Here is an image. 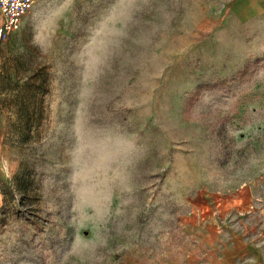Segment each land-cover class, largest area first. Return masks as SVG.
I'll return each mask as SVG.
<instances>
[{
	"label": "rangeland",
	"instance_id": "rangeland-1",
	"mask_svg": "<svg viewBox=\"0 0 264 264\" xmlns=\"http://www.w3.org/2000/svg\"><path fill=\"white\" fill-rule=\"evenodd\" d=\"M237 3L35 0L0 42V264H203L182 216L264 175V13Z\"/></svg>",
	"mask_w": 264,
	"mask_h": 264
},
{
	"label": "crops",
	"instance_id": "crops-1",
	"mask_svg": "<svg viewBox=\"0 0 264 264\" xmlns=\"http://www.w3.org/2000/svg\"><path fill=\"white\" fill-rule=\"evenodd\" d=\"M243 5L246 13L236 12L238 16L264 13V0H238L236 7ZM3 122L0 118V125ZM259 171L263 173V169ZM263 181L264 175L260 174L234 194L207 193L202 190L196 197V210L182 216V230L192 240H196L203 264H264V230L257 229L254 223L262 200L260 183ZM241 197L246 199L247 217L252 226L250 230L233 225L222 215V209L229 201L237 203Z\"/></svg>",
	"mask_w": 264,
	"mask_h": 264
},
{
	"label": "built area",
	"instance_id": "built-area-1",
	"mask_svg": "<svg viewBox=\"0 0 264 264\" xmlns=\"http://www.w3.org/2000/svg\"><path fill=\"white\" fill-rule=\"evenodd\" d=\"M35 0H0V42L19 31L25 18L32 12Z\"/></svg>",
	"mask_w": 264,
	"mask_h": 264
},
{
	"label": "trees",
	"instance_id": "trees-1",
	"mask_svg": "<svg viewBox=\"0 0 264 264\" xmlns=\"http://www.w3.org/2000/svg\"><path fill=\"white\" fill-rule=\"evenodd\" d=\"M198 96H199V92H197L195 95H193L192 101L193 100L195 101Z\"/></svg>",
	"mask_w": 264,
	"mask_h": 264
}]
</instances>
